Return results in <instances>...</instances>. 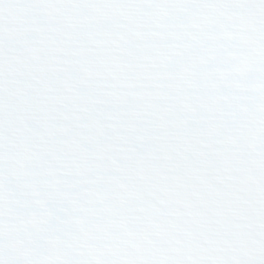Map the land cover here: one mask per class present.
<instances>
[{
	"label": "snow or ice",
	"instance_id": "1",
	"mask_svg": "<svg viewBox=\"0 0 264 264\" xmlns=\"http://www.w3.org/2000/svg\"><path fill=\"white\" fill-rule=\"evenodd\" d=\"M0 264H264V0H0Z\"/></svg>",
	"mask_w": 264,
	"mask_h": 264
}]
</instances>
